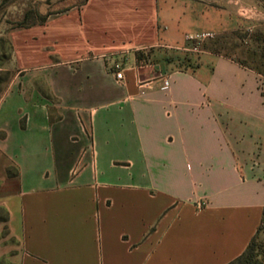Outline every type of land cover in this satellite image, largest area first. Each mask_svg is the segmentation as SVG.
Masks as SVG:
<instances>
[{
	"label": "crops",
	"instance_id": "crops-1",
	"mask_svg": "<svg viewBox=\"0 0 264 264\" xmlns=\"http://www.w3.org/2000/svg\"><path fill=\"white\" fill-rule=\"evenodd\" d=\"M249 4L86 0L23 29L39 46L18 73H48L25 126L0 121L16 264H228L264 239V77L207 50L185 71H137L139 51L244 28Z\"/></svg>",
	"mask_w": 264,
	"mask_h": 264
},
{
	"label": "rangeland",
	"instance_id": "rangeland-1",
	"mask_svg": "<svg viewBox=\"0 0 264 264\" xmlns=\"http://www.w3.org/2000/svg\"><path fill=\"white\" fill-rule=\"evenodd\" d=\"M85 2L86 0H0V121L7 122L8 128L12 129V125L17 126L14 128L25 126L24 117L34 110L32 105L26 102V95L32 88H37L34 79H43L42 75L48 73H31L26 79L24 73H18L17 56L19 59L23 57L24 64L31 66L35 63L29 61L27 55L39 46L34 38L29 37L30 33L23 30L28 28L23 27L46 17L49 19L71 9L80 8ZM249 5V23H246L244 28L227 35L214 36L203 44L202 50L217 51L264 75V0H250ZM44 39L41 38L39 43ZM187 48L188 45L182 43L169 47L148 48L139 52L137 71L141 75L185 71L195 66L199 57V54L191 53ZM22 81L25 83L23 90L27 92L20 94L18 87ZM13 114L20 116L14 124ZM255 245L257 260L264 264V239L257 237ZM16 249L17 242L9 235V231L0 229V264H16L13 261Z\"/></svg>",
	"mask_w": 264,
	"mask_h": 264
},
{
	"label": "built area",
	"instance_id": "built-area-1",
	"mask_svg": "<svg viewBox=\"0 0 264 264\" xmlns=\"http://www.w3.org/2000/svg\"><path fill=\"white\" fill-rule=\"evenodd\" d=\"M215 35L213 33H198L189 34L185 36V42L188 45L187 50L191 53L199 54L202 51L203 44L213 39ZM142 52V51H139ZM141 68V66H140ZM107 71L113 75L117 83H122L124 80V64L120 61L113 60L111 58L110 64L107 66ZM139 85H147L146 82L139 81ZM169 86V80L164 81L162 89H166Z\"/></svg>",
	"mask_w": 264,
	"mask_h": 264
},
{
	"label": "trees",
	"instance_id": "trees-1",
	"mask_svg": "<svg viewBox=\"0 0 264 264\" xmlns=\"http://www.w3.org/2000/svg\"><path fill=\"white\" fill-rule=\"evenodd\" d=\"M48 17L38 21V22H34L31 24H27L25 25L23 28H30L36 25H42L47 21ZM137 58L139 59V57L137 56ZM260 75V74H259ZM264 77V75H261ZM9 175H11V173H8ZM8 220V215L6 213V211L2 208H0V223H4L6 224ZM4 230L8 231L7 227L4 226L3 228ZM260 230V228H259ZM257 237L253 238L251 240V242L249 243V245L247 246L246 250L236 259H234L233 261L229 262L228 264H262L260 261L257 260V255H256V245H255V239Z\"/></svg>",
	"mask_w": 264,
	"mask_h": 264
}]
</instances>
